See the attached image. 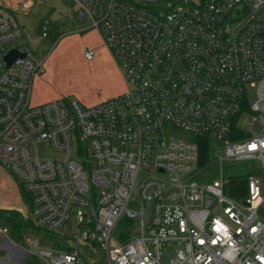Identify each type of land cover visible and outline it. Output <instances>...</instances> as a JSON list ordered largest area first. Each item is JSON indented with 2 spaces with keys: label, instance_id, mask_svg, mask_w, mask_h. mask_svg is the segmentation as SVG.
I'll list each match as a JSON object with an SVG mask.
<instances>
[{
  "label": "built area",
  "instance_id": "obj_1",
  "mask_svg": "<svg viewBox=\"0 0 264 264\" xmlns=\"http://www.w3.org/2000/svg\"><path fill=\"white\" fill-rule=\"evenodd\" d=\"M69 1L102 37L127 89L93 106L33 105L45 60L22 42L12 12L30 13L35 0H0V166L30 196L34 222L56 233L74 217L83 232L74 238L100 247L109 264H162L165 255L169 264H264L262 181L248 177L236 198L230 181L202 185L193 173L203 137L221 162L264 163V0ZM14 49L26 56L8 65ZM244 112L258 131L238 126ZM42 143L60 156L40 157ZM73 150L92 161L90 172ZM123 216L137 228L115 239ZM23 244L47 264H86L73 247Z\"/></svg>",
  "mask_w": 264,
  "mask_h": 264
},
{
  "label": "rangeland",
  "instance_id": "obj_2",
  "mask_svg": "<svg viewBox=\"0 0 264 264\" xmlns=\"http://www.w3.org/2000/svg\"><path fill=\"white\" fill-rule=\"evenodd\" d=\"M162 11L169 10L166 5ZM23 30L22 42L37 60H45V73L38 74L34 80L31 102L41 105L58 99L67 104L78 101L84 106H93L109 100L126 91L127 86L119 67L112 58L107 46L99 33L92 28L89 21H79L76 8L69 0H35L28 14L12 12ZM50 25V36L42 38L45 25ZM94 50L95 59L89 61L85 50ZM255 99L253 92L249 93V102ZM251 118L248 112L242 113L238 126L246 133H253L259 128H251ZM186 137L185 134L181 135ZM40 157L60 156L46 143L38 145ZM221 153V152H220ZM72 155L79 161L88 162V157L78 155L77 150ZM219 152H212L208 165L195 169L194 180L199 184H212L223 178L231 181L237 177H257L262 181L264 190V163L259 160H219ZM93 163L89 161L87 170L90 172ZM163 183H169L168 175H157ZM20 180L5 167L0 166V209H13L22 213L27 221L32 222L29 230L21 238L14 233V227L0 218V228L9 232L0 235V264H47L43 259H37L26 244L25 240L39 241V249L43 251L65 252L73 247L78 249L86 264H109L106 253L98 246L85 241H77L75 234H83L79 230L74 217L59 232L49 233L38 228L31 216V207L23 194ZM129 208L136 210L135 204ZM148 214V210H146ZM127 217L123 216L114 238L120 237V232L135 230L138 219L134 224L127 225ZM33 228V229H32ZM27 230V229H26ZM20 238V239H19ZM18 243L21 249L9 245L7 241ZM18 245V244H17ZM38 249V250H39ZM162 264H169L165 255Z\"/></svg>",
  "mask_w": 264,
  "mask_h": 264
},
{
  "label": "trees",
  "instance_id": "obj_3",
  "mask_svg": "<svg viewBox=\"0 0 264 264\" xmlns=\"http://www.w3.org/2000/svg\"><path fill=\"white\" fill-rule=\"evenodd\" d=\"M244 138V135L242 133H239L237 135V138L235 139H242ZM199 144H200V161L199 166H206L210 162V158L212 155V144L210 139L203 137V138H197ZM248 188V177H237L230 181L229 185V194L233 197L239 198L242 195L246 194ZM25 195L26 200H28V203L31 204V198L28 194L25 193V191H22ZM0 218L5 220L9 225L14 227V231L18 234H20L21 238L23 237L24 233L29 230L30 224L32 222L27 221L18 211L16 210H1L0 209ZM127 225L134 224V220L127 219ZM38 228L42 229L38 226ZM27 229V230H26ZM33 229V228H32ZM48 232V231H47ZM53 233V232H49ZM120 239L127 240L132 236V230H127L120 232Z\"/></svg>",
  "mask_w": 264,
  "mask_h": 264
},
{
  "label": "water",
  "instance_id": "obj_4",
  "mask_svg": "<svg viewBox=\"0 0 264 264\" xmlns=\"http://www.w3.org/2000/svg\"><path fill=\"white\" fill-rule=\"evenodd\" d=\"M25 56V53H20L17 49H14L10 51L8 55H6L5 60L8 65H11L16 59L24 58Z\"/></svg>",
  "mask_w": 264,
  "mask_h": 264
},
{
  "label": "crops",
  "instance_id": "obj_5",
  "mask_svg": "<svg viewBox=\"0 0 264 264\" xmlns=\"http://www.w3.org/2000/svg\"><path fill=\"white\" fill-rule=\"evenodd\" d=\"M30 207H31V205H30ZM6 210H8V209H6ZM9 210H13V209H9ZM17 211V210H16ZM19 212V211H18ZM21 215H22V213L21 212H19ZM23 216V215H22ZM24 217V216H23ZM25 218V217H24ZM9 232V231H8ZM15 234H16V238H17V235H18V233H16V232H14ZM20 239V238H19ZM18 239V242L20 241ZM5 241H7L8 242V244L9 245H12L13 247H15V248H17L18 250L19 249H21V247L19 246L20 244L18 243V242H16V243H13V242H10L8 239H4ZM18 244V245H17Z\"/></svg>",
  "mask_w": 264,
  "mask_h": 264
},
{
  "label": "clouds",
  "instance_id": "obj_6",
  "mask_svg": "<svg viewBox=\"0 0 264 264\" xmlns=\"http://www.w3.org/2000/svg\"><path fill=\"white\" fill-rule=\"evenodd\" d=\"M257 229L256 228H253L252 231L255 232Z\"/></svg>",
  "mask_w": 264,
  "mask_h": 264
}]
</instances>
